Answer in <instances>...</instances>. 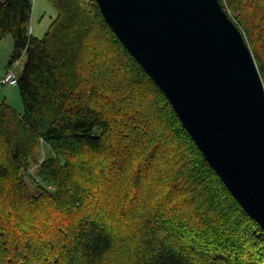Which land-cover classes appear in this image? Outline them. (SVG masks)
I'll list each match as a JSON object with an SVG mask.
<instances>
[{"label":"trees","instance_id":"16d2710c","mask_svg":"<svg viewBox=\"0 0 264 264\" xmlns=\"http://www.w3.org/2000/svg\"><path fill=\"white\" fill-rule=\"evenodd\" d=\"M48 1L41 38L32 0L0 1L10 64L27 55L24 112L0 104V264H264L263 229L97 1ZM220 2L264 82V0Z\"/></svg>","mask_w":264,"mask_h":264},{"label":"water","instance_id":"95a60500","mask_svg":"<svg viewBox=\"0 0 264 264\" xmlns=\"http://www.w3.org/2000/svg\"><path fill=\"white\" fill-rule=\"evenodd\" d=\"M233 197L264 231V82L220 0H96Z\"/></svg>","mask_w":264,"mask_h":264},{"label":"rangeland","instance_id":"374dc122","mask_svg":"<svg viewBox=\"0 0 264 264\" xmlns=\"http://www.w3.org/2000/svg\"><path fill=\"white\" fill-rule=\"evenodd\" d=\"M32 3L33 8L31 14V32L34 37L41 38L48 31L52 20L57 15V11L48 0H32ZM14 46L15 43L12 35L6 36L0 42V80L6 75L8 69H13L18 74V76H20L24 70L27 61V55H23L14 65L10 64ZM2 103H6L18 113L22 114L24 112V105L18 85L8 86L0 84V104ZM47 151V148H43L37 154L36 162L32 166L29 176H36V173L40 167V163L47 155ZM26 182L30 186L29 179H27ZM142 193L143 192H140L139 194L141 195Z\"/></svg>","mask_w":264,"mask_h":264},{"label":"built area","instance_id":"2783aa9c","mask_svg":"<svg viewBox=\"0 0 264 264\" xmlns=\"http://www.w3.org/2000/svg\"><path fill=\"white\" fill-rule=\"evenodd\" d=\"M14 64L15 63H13L12 65ZM0 84L8 86H17L19 84V76L13 69H9L6 75L0 80Z\"/></svg>","mask_w":264,"mask_h":264},{"label":"crops","instance_id":"0c3cea01","mask_svg":"<svg viewBox=\"0 0 264 264\" xmlns=\"http://www.w3.org/2000/svg\"><path fill=\"white\" fill-rule=\"evenodd\" d=\"M9 70V69H8ZM8 70H7V72H8Z\"/></svg>","mask_w":264,"mask_h":264}]
</instances>
